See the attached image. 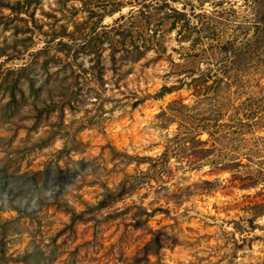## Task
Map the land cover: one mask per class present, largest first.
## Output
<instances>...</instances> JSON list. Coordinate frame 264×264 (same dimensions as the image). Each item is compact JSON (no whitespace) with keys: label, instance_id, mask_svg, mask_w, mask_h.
<instances>
[{"label":"rangeland","instance_id":"obj_1","mask_svg":"<svg viewBox=\"0 0 264 264\" xmlns=\"http://www.w3.org/2000/svg\"><path fill=\"white\" fill-rule=\"evenodd\" d=\"M0 264H264V0H0Z\"/></svg>","mask_w":264,"mask_h":264},{"label":"bare ground","instance_id":"obj_2","mask_svg":"<svg viewBox=\"0 0 264 264\" xmlns=\"http://www.w3.org/2000/svg\"><path fill=\"white\" fill-rule=\"evenodd\" d=\"M193 178H194V177H191V176H190V178H189V179L192 181V180H193Z\"/></svg>","mask_w":264,"mask_h":264}]
</instances>
